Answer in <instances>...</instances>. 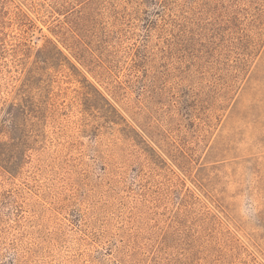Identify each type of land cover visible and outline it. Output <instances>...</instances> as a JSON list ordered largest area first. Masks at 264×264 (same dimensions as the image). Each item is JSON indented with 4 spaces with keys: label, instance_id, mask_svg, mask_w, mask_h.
Here are the masks:
<instances>
[{
    "label": "rangeland",
    "instance_id": "374dc122",
    "mask_svg": "<svg viewBox=\"0 0 264 264\" xmlns=\"http://www.w3.org/2000/svg\"><path fill=\"white\" fill-rule=\"evenodd\" d=\"M0 264H264V0H0Z\"/></svg>",
    "mask_w": 264,
    "mask_h": 264
}]
</instances>
